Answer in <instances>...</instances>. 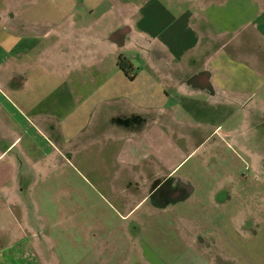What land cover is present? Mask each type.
<instances>
[{"label": "crops", "instance_id": "crops-1", "mask_svg": "<svg viewBox=\"0 0 264 264\" xmlns=\"http://www.w3.org/2000/svg\"><path fill=\"white\" fill-rule=\"evenodd\" d=\"M233 1L254 15L219 22L227 0H0V237L40 251L65 227L73 264L220 263L217 216H235L236 193L203 158L211 109L264 111V1Z\"/></svg>", "mask_w": 264, "mask_h": 264}, {"label": "rangeland", "instance_id": "rangeland-1", "mask_svg": "<svg viewBox=\"0 0 264 264\" xmlns=\"http://www.w3.org/2000/svg\"><path fill=\"white\" fill-rule=\"evenodd\" d=\"M216 1V3H224L226 0ZM225 5L222 9L226 12L216 15L219 16V22H228L229 25L238 24L245 19V15H254L255 8L252 6L249 8L244 4L239 5L245 9L244 14L234 11L237 5L233 0H227ZM233 13H235L234 18H232ZM236 111L225 108L211 109L208 123L211 131L216 129V132L205 142L206 146H210V154L203 156L210 167L217 166L223 169V177L224 174L232 176L233 194L236 193L233 218L226 220L221 227L222 214L218 215V211L217 214L215 213L218 215L217 224L220 227L216 240L220 248L225 251V256L219 258V264H264V111L255 112L257 118L254 123H250L247 119L242 120L241 112L233 118L225 117V113H236ZM196 161L197 157L190 155L181 171L183 172ZM80 167L83 169L82 166ZM92 199L93 202L98 203L99 197L94 195ZM206 199L209 200L207 196ZM78 203H81L79 196ZM205 206L206 211L210 209V204ZM215 214L212 217H208L210 213L204 216L203 222L212 221ZM205 224L210 225V223ZM51 230L53 233L58 232L57 235L51 236L56 239L55 242L47 240L44 234L40 251H35L29 246V243L34 241H29L26 245L24 242L14 245L13 243L18 240L0 237V264H73L80 256L77 252H73V237L66 236L65 227H51ZM74 249L78 251L77 244Z\"/></svg>", "mask_w": 264, "mask_h": 264}, {"label": "trees", "instance_id": "trees-1", "mask_svg": "<svg viewBox=\"0 0 264 264\" xmlns=\"http://www.w3.org/2000/svg\"><path fill=\"white\" fill-rule=\"evenodd\" d=\"M119 64H120L122 69H124L126 72H128L127 68L129 67V62L126 60V58L124 56L119 57Z\"/></svg>", "mask_w": 264, "mask_h": 264}]
</instances>
